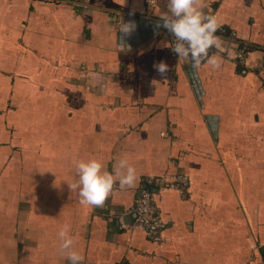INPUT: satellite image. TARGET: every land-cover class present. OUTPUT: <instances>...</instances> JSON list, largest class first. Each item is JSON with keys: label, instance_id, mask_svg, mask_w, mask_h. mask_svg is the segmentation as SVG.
Masks as SVG:
<instances>
[{"label": "crops", "instance_id": "crops-1", "mask_svg": "<svg viewBox=\"0 0 264 264\" xmlns=\"http://www.w3.org/2000/svg\"><path fill=\"white\" fill-rule=\"evenodd\" d=\"M197 4L234 33L216 34L225 48L249 47L195 68L199 98L163 27L117 48L120 22H162L167 0H0V264H69L65 223L81 264H264V0ZM88 157L110 172L126 158L138 179L81 205L69 186ZM176 175L183 193L150 188L155 243L132 227L134 200Z\"/></svg>", "mask_w": 264, "mask_h": 264}, {"label": "clouds", "instance_id": "clouds-1", "mask_svg": "<svg viewBox=\"0 0 264 264\" xmlns=\"http://www.w3.org/2000/svg\"><path fill=\"white\" fill-rule=\"evenodd\" d=\"M167 8L168 12L156 27H163L174 38L165 42L164 46L170 45L177 59L190 61L193 69L204 62L215 70L221 67L223 60L219 53L226 52L230 58L235 55L231 49L223 46L221 38L216 35L220 27L217 16L203 11V6H198L197 0H167ZM135 27L134 21L120 22L121 36L116 42L119 51L130 48L126 37ZM212 48L218 51L210 55L209 50ZM153 68L166 78L169 65L165 61L154 62ZM74 163L76 179L69 187L78 190L79 202L84 206H101L113 191L114 183L118 181L119 187L123 189L133 186L138 179L135 167L126 158L119 159L111 172L95 157L79 159ZM58 236L61 248L67 250L69 264H81L83 257L72 249L73 239L69 235L67 223L60 226Z\"/></svg>", "mask_w": 264, "mask_h": 264}, {"label": "built area", "instance_id": "built-area-1", "mask_svg": "<svg viewBox=\"0 0 264 264\" xmlns=\"http://www.w3.org/2000/svg\"><path fill=\"white\" fill-rule=\"evenodd\" d=\"M216 34L231 38H234L235 36L234 33H226L225 30H222L221 28H218ZM173 39L174 38L170 35L169 42ZM248 50L249 47L246 44L238 46L235 56L239 63H243ZM187 183V177L184 175H176L169 178L164 176L146 178L144 181L145 185L140 187L134 200L132 208L134 220L132 222V227L141 229L148 240L155 243L159 242L165 224L162 220L160 211L154 203L153 194L150 188H156L159 191L173 190L178 193H183L187 187Z\"/></svg>", "mask_w": 264, "mask_h": 264}, {"label": "water", "instance_id": "water-1", "mask_svg": "<svg viewBox=\"0 0 264 264\" xmlns=\"http://www.w3.org/2000/svg\"><path fill=\"white\" fill-rule=\"evenodd\" d=\"M135 22V29L134 31L131 32L130 36L131 37H135L137 35H140L141 37H143V30L142 29H146L148 30L146 33L149 34V31H153L154 29H156V25L158 23H154V22H151V21H146V20H142V19H138V20H134ZM162 28V27H161ZM188 72H189V79L190 81L192 82V84L194 85V91L197 95V97L199 98L200 94H201V88H200V85H199V82L195 76V69H193L191 66L188 67ZM211 132L212 134H215V125H211Z\"/></svg>", "mask_w": 264, "mask_h": 264}, {"label": "trees", "instance_id": "trees-1", "mask_svg": "<svg viewBox=\"0 0 264 264\" xmlns=\"http://www.w3.org/2000/svg\"><path fill=\"white\" fill-rule=\"evenodd\" d=\"M242 45V44H240ZM261 254H262V257H263V260H264V249H261Z\"/></svg>", "mask_w": 264, "mask_h": 264}]
</instances>
